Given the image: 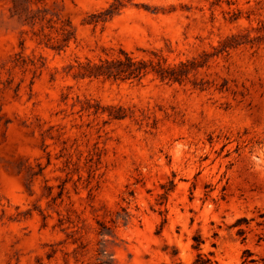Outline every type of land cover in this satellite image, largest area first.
I'll list each match as a JSON object with an SVG mask.
<instances>
[{"label": "rangeland", "instance_id": "rangeland-1", "mask_svg": "<svg viewBox=\"0 0 264 264\" xmlns=\"http://www.w3.org/2000/svg\"><path fill=\"white\" fill-rule=\"evenodd\" d=\"M47 20L72 25L63 52L35 41ZM119 51L195 67L75 76ZM262 223L264 0H0V264H242Z\"/></svg>", "mask_w": 264, "mask_h": 264}, {"label": "trees", "instance_id": "trees-1", "mask_svg": "<svg viewBox=\"0 0 264 264\" xmlns=\"http://www.w3.org/2000/svg\"><path fill=\"white\" fill-rule=\"evenodd\" d=\"M117 8H110L107 11V15L112 16L116 12ZM11 15L18 16L22 18L25 24L34 26L37 22L43 21L44 18H38L35 15H29L24 10H20L16 2H13L11 8ZM24 15V16H23ZM50 24L47 29H49V34H36L35 41L38 45H42L49 48L57 53L63 52L70 42L74 40V29L69 21H60L57 27L51 25V20L46 21ZM41 30H44L43 28ZM43 32V31H40ZM55 33L54 36L51 33ZM23 43L21 42V45ZM153 59L151 60H136L130 54L119 51V57L111 60H100L98 63H91L87 61L84 65H79L75 76L87 79H103L113 82H130V83H140V81L147 75H153L155 78L159 79L161 82L167 83H178L181 84L187 78L188 74L195 67V63L191 62H180L176 66H168L163 58L155 53H151ZM15 60L12 68L19 67L25 69L30 67L31 72L34 74L36 71L43 67L41 58L38 59H26L21 53L16 54ZM114 119H122L125 114L122 109L118 108L115 114H109ZM167 191L164 192V196ZM261 225L264 226V223ZM195 244L193 248L198 249L200 242L194 240ZM264 243V236H258L256 241V246H261ZM100 262L99 264H111L112 261L108 259L105 255L104 250L99 252ZM254 254L245 249L241 255L242 264H264V255L253 258ZM173 264H181L180 262H175ZM194 264H211L208 258L203 257L198 254Z\"/></svg>", "mask_w": 264, "mask_h": 264}]
</instances>
